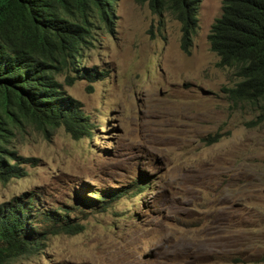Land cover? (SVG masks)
<instances>
[{
    "label": "rangeland",
    "instance_id": "1",
    "mask_svg": "<svg viewBox=\"0 0 264 264\" xmlns=\"http://www.w3.org/2000/svg\"><path fill=\"white\" fill-rule=\"evenodd\" d=\"M222 1L200 0L189 54L179 22L147 2L112 0L105 21L88 11L79 62L106 76L91 92L69 68L56 77L93 133L19 117L2 144L23 175L0 181V204L36 195L83 230L1 264H264V116L224 90L238 78L207 39Z\"/></svg>",
    "mask_w": 264,
    "mask_h": 264
},
{
    "label": "trees",
    "instance_id": "2",
    "mask_svg": "<svg viewBox=\"0 0 264 264\" xmlns=\"http://www.w3.org/2000/svg\"><path fill=\"white\" fill-rule=\"evenodd\" d=\"M140 1L147 2L154 13H166L180 22V46L190 53L200 0ZM108 2L111 0H0V181L23 174L18 165L7 161L13 151L2 144L19 117L44 127L63 126L74 138L92 134L93 125L78 102L59 89L56 74L61 67L78 72L76 77L66 75L67 84L76 78L92 83L105 76L95 67L77 68L75 61L83 33L89 32L88 10L105 21ZM208 41L219 56L217 65L232 69L241 79L228 89L231 100L256 101L264 116V0H223ZM92 88L89 84L87 92ZM139 185L143 189L147 184ZM125 193L110 189L102 196L114 199ZM41 203V198L31 195L0 204V262L33 251L46 233L83 230L81 223L69 220V210L45 209ZM91 205L83 201V206Z\"/></svg>",
    "mask_w": 264,
    "mask_h": 264
},
{
    "label": "clouds",
    "instance_id": "3",
    "mask_svg": "<svg viewBox=\"0 0 264 264\" xmlns=\"http://www.w3.org/2000/svg\"><path fill=\"white\" fill-rule=\"evenodd\" d=\"M111 2H112V0H111ZM223 2V1H222ZM110 2H108V4H109ZM199 5H200V1H199ZM221 10H222V6H221ZM88 11H91V10H88ZM91 12H93V11H91ZM153 12V11H152ZM94 13V15L95 16H97L96 14H95V12H93ZM154 13V12H153ZM198 13H199V6H198V11H197V30H198V28H199V18H198ZM156 14V13H155ZM166 14V13H165ZM221 14V13H220ZM220 16V15H219ZM218 16V17H219ZM172 18V17H171ZM217 18V17H216ZM215 18V19H216ZM174 20H176V19H174ZM176 21H178V20H176ZM215 21V20H214ZM213 21V22H214ZM179 22V21H178ZM179 24H180V22H179ZM213 24V23H212ZM89 26V25H88ZM89 28V27H88ZM210 28H211V26H210ZM197 30H196V32H197ZM209 31H210V29H209ZM89 32H90V29H89ZM88 32V33H89ZM196 32H195V34H196ZM180 33H181V31H180ZM195 34L193 35V37H192V41H193V39H194V36H195ZM208 34H209V32H208ZM180 37H181V35H180ZM84 39V38H83ZM207 39H208V35H207ZM85 40V39H84ZM83 40V41H84ZM83 41H81V44H82V42ZM209 42V41H208ZM81 44H80V48H79V50L81 49ZM210 45V44H209ZM193 46V45H192ZM181 47V46H180ZM192 48V47H191ZM211 49V48H210ZM79 50H78V52H79ZM182 50V49H181ZM183 51V50H182ZM191 51V50H190ZM213 51V50H212ZM214 52V51H213ZM183 53H185L184 51H183ZM216 53V52H215ZM185 54H189V53H185ZM217 54V53H216ZM79 55H80V53H79ZM218 56V55H217ZM218 58H219V56H218ZM219 60V59H218ZM75 64H77L78 66H77V68H81L82 66L84 67V65H81L80 64V62H79V56H77L76 57V61H75ZM220 67V66H219ZM67 68H69V67H67ZM86 68H90V67H86ZM227 68V67H226ZM70 69L72 70V71H74L71 67H70ZM230 69V68H229ZM230 71H231V73H232V75L234 76V77H237L238 78V81L235 83V85L234 86H232V87H227V88H224V90H225V92L227 93V95H228V97H229V94H228V89L229 88H233V87H235L236 86V84L241 80L240 79V77H238V76H236V74L234 73V71L232 70V69H230ZM75 72V71H74ZM57 75V74H56ZM79 75V74H78ZM71 76V75H70ZM77 76V75H76ZM75 76V77H76ZM106 76V75H105ZM72 77H74V76H72ZM56 79H57V77H56ZM76 79H79V78H76ZM102 79V78H101ZM58 80V79H57ZM86 80V79H85ZM98 80V79H97ZM96 81V80H95ZM94 81V82H95ZM59 82V81H58ZM74 82V81H73ZM88 82V81H87ZM60 83V82H59ZM89 83V82H88ZM93 83V82H92ZM68 85H70V84H68ZM90 85H91V83H90ZM88 86V85H87ZM87 89V88H86ZM61 90V89H60ZM62 91V90H61ZM63 92V91H62ZM229 99L231 100V98L229 97ZM75 100V99H74ZM232 101V100H231ZM78 102V101H77ZM232 102H234V101H232ZM238 102H241V101H238ZM242 102H250V101H242ZM234 103H236V102H234ZM250 103H255V104H257L258 105V107L260 108V106H259V104H258V102H250ZM79 109H80V107H79ZM261 109V108H260ZM80 111H81V109H80ZM82 112V111H81ZM82 114L85 116V114L82 112ZM261 114H262V110H261ZM86 117V116H85ZM263 117V116H262ZM89 120V119H88ZM64 128V127H63ZM94 128V127H93ZM92 133H93V131H92ZM85 136H88V135H85ZM217 136V138L216 139H218V135H216ZM83 137V136H82ZM81 138V137H80ZM79 139V138H78ZM9 159H10V156H8L7 155V161L9 162ZM24 160H27V159H24ZM22 162H26V161H22ZM10 163V162H9ZM11 164V163H10ZM17 165V164H16ZM22 173H23V171H21ZM23 175V174H22ZM15 177V176H14ZM17 177H19V176H17Z\"/></svg>",
    "mask_w": 264,
    "mask_h": 264
}]
</instances>
